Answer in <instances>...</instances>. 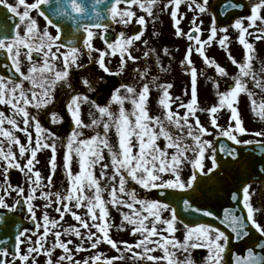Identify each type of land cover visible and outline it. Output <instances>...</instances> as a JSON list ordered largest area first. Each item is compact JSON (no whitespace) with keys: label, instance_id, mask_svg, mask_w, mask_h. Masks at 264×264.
I'll use <instances>...</instances> for the list:
<instances>
[{"label":"snow or ice","instance_id":"obj_1","mask_svg":"<svg viewBox=\"0 0 264 264\" xmlns=\"http://www.w3.org/2000/svg\"><path fill=\"white\" fill-rule=\"evenodd\" d=\"M182 6L194 14L187 31L182 27L187 19ZM244 7L240 0H0V67L10 73L0 75V105L11 113L0 110V264H39L41 256L44 264H196L193 251L197 249L206 250L202 264H264V223L258 218L264 214V179L254 178H264V129L250 132L239 109L245 94L252 114L264 121V62L256 67V49L249 39L264 41V0H251L246 16L233 15ZM157 9L170 16L175 37L189 41L180 61L190 75L187 103L172 96L173 84H161L151 76L150 60L161 72L167 71L159 51L143 39L149 19L153 25L158 19ZM204 15L211 21L206 39ZM219 17L230 22L218 26ZM114 26L122 30L113 33ZM230 29L238 33L242 60L229 51ZM97 38L103 49L95 47ZM214 42L238 71L225 91L214 81L217 102L200 109L198 76L202 72L193 65V53L214 67L217 76H229L206 54ZM138 43L144 46L142 56L133 54ZM162 51L170 55L167 47ZM85 55L87 62H82ZM117 55L119 63L113 71L108 57ZM137 63L141 67H132L134 78L113 85L107 103L92 98L107 87L100 73L130 75L129 64ZM93 65L100 73L91 71ZM153 86L160 90V115H152L149 108ZM58 92L65 98L60 110H56ZM177 102L183 114L173 111ZM86 104L91 106L89 122L83 118ZM225 109L230 114L226 125H221L218 120ZM198 111L208 113L212 130L202 123ZM44 120L60 127L67 123L66 133L58 134ZM246 135L255 139H242ZM249 145L255 147L248 157L235 147ZM45 151L50 153L47 176L37 167L38 154ZM189 165L190 175L184 178ZM61 168L66 186L57 191L54 178ZM221 169L226 175L217 177ZM12 170L22 174L25 184L11 181ZM230 172L243 176V181L231 192L236 207L225 208L220 217L197 203V192L214 177L226 180ZM254 183H259V189L253 188ZM133 184L145 192L156 190L160 198H141ZM258 192L260 207L253 204ZM9 198L13 203H8ZM37 201L44 202L39 215ZM110 207L119 211L118 224L110 218ZM48 209L57 217L50 216ZM18 211L26 213L32 228L19 225ZM68 215L76 224L62 228L61 221ZM201 217L218 220L227 231ZM180 226L182 239L177 236ZM113 227L138 238L117 241L111 235ZM5 236L11 240L10 247ZM49 237L54 238L50 246ZM102 244L119 255L98 251ZM239 244L245 245L243 251H234ZM57 250L61 254L56 255ZM91 250L97 251L76 259L77 253Z\"/></svg>","mask_w":264,"mask_h":264},{"label":"rangeland","instance_id":"obj_2","mask_svg":"<svg viewBox=\"0 0 264 264\" xmlns=\"http://www.w3.org/2000/svg\"><path fill=\"white\" fill-rule=\"evenodd\" d=\"M248 1L251 3V0H248ZM193 15L194 14L189 15V17L193 16ZM205 16L206 15L202 16L201 18L207 19ZM204 22H206V21H204ZM204 24H206V23H204ZM204 28H206V29L209 28V25L206 24V27H204ZM232 30H234V29H232ZM234 32H237V31L234 30ZM206 37H207V34L203 38L206 39ZM232 37H235V36H232ZM249 39H250V42H252L255 45L256 57H257V59H256L257 63L256 64H257V68H259L260 63L264 62V41H256L252 38H249ZM170 40H171V37H168V41H170ZM168 41H166L164 43V45L161 44V45H163L162 48L167 47L169 49V53H170L169 56H164V58L161 59V62L163 64L164 68L167 69V71L164 72V74H162V76L165 77L166 83L173 84V87L169 90L171 92L172 96L173 97L178 96V97H180V101L187 103L189 100L187 97L189 94V88H191V81H190V78H188V73H186L185 69L181 66L180 61L183 59L188 45H186V43L183 42L182 40H178V41L174 40L173 43H170ZM141 44L142 43H138L136 45V48L133 49L134 55L142 56L141 52L137 51L139 45H141ZM206 50H207L206 54L209 55L210 58H214L221 66H223L227 70V72L229 73V76L227 78L217 76L214 67H208L207 65L204 64L202 58H197L195 53H193L192 60L195 63V66H196L198 72H202V74L198 76L200 78L199 83H198V103H199L200 109H207L217 102V95H216L217 90L214 87V81L219 83L221 91H225V90H227V85L229 83H231V77L236 74V71L233 68V64L228 59L227 52L225 50L221 49L220 46H218V43L214 42L211 45V47L207 48ZM242 50H243V47L241 45H239V47L236 48L234 45L229 44V51H231V53L233 54V56L236 57L237 60H241L240 57H243ZM81 60H82V62H86L83 57L81 58ZM24 63L26 65L27 61H25ZM109 66L113 70H116L118 67V64L113 65L110 63ZM25 70H26V67H25ZM158 72H161V71L158 69ZM134 76L130 75L129 78H133ZM155 76H156V74H155ZM210 77H211V79H209ZM160 78L162 81V77H160ZM186 91L188 93L187 95L185 94ZM158 99H159V96L154 101L155 102L154 107L151 105V103H149V108H150L152 115H154V113L156 115L161 114L160 106L157 103ZM64 102H65V98H62V101L59 105L60 108L62 107ZM149 102H150V100H149ZM178 104H179V102H177L176 104H173V106H172L173 111H179L181 114H183L184 109H180L178 107ZM130 106H131L130 103L126 104V107L129 110H131ZM90 107L91 106L87 105V104L82 106V109H84L83 118H84L85 122H89L88 111H89ZM239 109H240L244 124L250 132L259 131L261 129H264V121L259 120L256 116H254L252 114V112L250 110V104H249L248 97L245 94H241L240 102H239ZM0 110L6 111L7 109L5 106L0 105ZM7 114L10 115L11 113L8 112ZM197 114L199 115L202 123H204L206 126L209 127L210 130H212L210 123H209L208 113L206 111H198ZM229 114L230 113L226 109L223 110L220 117H219L218 123H220L221 125H226ZM56 127H57L56 125H53V128H56ZM58 134H64V133H58ZM18 135L20 136V138L24 137L23 133H19ZM208 138L212 139V137H208ZM112 139H113V142H115V134L114 133L112 135ZM242 139H255V137L246 135V136H243ZM21 140H22V142H26V140H23L22 138H21ZM160 143H161V146H163L164 142L162 140L160 141ZM60 151L62 153V149ZM41 154H44V153H41ZM105 155L107 157V153H105ZM39 156H40V154H38V158H39ZM45 158H46V156H45ZM47 159L48 158H46L45 160H47ZM59 159H60V162L62 164V155L59 157ZM207 166H211L210 161L208 162ZM37 167L42 171V174L44 176L48 175V168L46 166V161L43 163H40ZM74 171H78V165H74ZM96 171H97V175H98L99 174V168H97ZM190 172H191V167L189 165L184 170V173H183L184 178H187L190 175ZM60 173H63L62 168H61V170L57 171L56 176L54 178L55 179V185H56L55 190H57V191H63L64 187L66 186V177H64V175L59 176ZM10 179L14 184L19 183V184L23 185V183L20 182V180L21 179L24 180V177L17 170L11 171ZM0 180H2V177H0ZM132 186L137 188L138 192L141 195V198H144V195H146L147 198L153 199V197L151 195L152 192H150V193L145 192L144 190L139 189V186L134 185V184ZM256 189H258V188H256ZM10 199L13 203V199L12 198H10ZM255 200H258L257 204L259 206H261L260 197L259 198H257L256 196L253 197V204H254V206L258 207V205H255ZM43 203L44 202H42V205H43ZM42 211H43V209H42V207H40V213ZM48 211H49L50 216L54 213L53 209H48ZM78 211H79L80 215H84L83 210H78ZM123 211H128V210L123 209ZM164 215L167 216L168 213H164ZM110 218L114 223L118 224L119 220H120L119 211L117 209L110 207ZM258 218H259L261 223H264V214H260L258 216ZM72 221H73V224H76V221H74L73 219H72ZM81 230L83 231V229H81ZM182 232H183V229H182V226H180V231L177 233V236L181 239H182ZM111 234L114 235L113 237L117 238L118 240H121V239L127 240L128 239L129 242H132V240L134 238L135 239L138 238V237H133L130 234V232L127 230L121 232V231H118L115 227H113L111 229ZM63 238L64 239H68V238L75 239L74 237H63ZM49 239L50 240L48 241V245L50 246L53 239L51 237H49ZM105 246H106L107 250L112 253V256L119 255V253H117L114 249L109 248V245H105ZM86 247H87V245H86ZM103 248H104V244H102L98 247V251L102 252ZM96 251L97 250H95V252ZM195 253L200 254L201 258L199 261L196 260ZM59 254H61V253L59 251H57L56 255H59ZM156 254L159 255L160 253L158 252ZM206 254H207L206 250H204V249L194 250L193 251V259L196 261V264H202L203 257Z\"/></svg>","mask_w":264,"mask_h":264},{"label":"water","instance_id":"obj_3","mask_svg":"<svg viewBox=\"0 0 264 264\" xmlns=\"http://www.w3.org/2000/svg\"><path fill=\"white\" fill-rule=\"evenodd\" d=\"M240 3L245 4L244 2H242V0ZM242 10H243V8L238 10L233 15L234 16L235 15L244 16L246 9L243 12H242ZM229 22H230V18L229 19H225L224 17L218 18V25L219 26L226 25ZM4 74L10 75V73H6V69H4L3 67H0V75H4ZM220 141L225 143V144L231 145V142H229L225 139H220ZM217 147H219V144H217ZM235 147H237V146H235ZM254 147L255 146H247V147H243V148L237 147V148L242 151V153L245 157H248L249 154L253 153ZM225 175L226 174H225L223 169H221L217 173V177H222ZM217 177H214L211 181H208L207 183H205L202 186V191L198 190V192H197V203L199 205H203V206L207 207L209 210L213 211L217 216L222 217L223 216V210L225 208H235L236 207V203L231 200V192L237 190L238 186L243 181V176L230 172L227 174L226 180L225 179H218ZM254 178L257 181L264 179V178L258 177V176L254 177ZM155 195H156V197L160 198L159 192H155ZM179 210L180 209H178V211ZM19 215H20V212H19ZM181 215H183V212H181ZM201 219L215 224L217 227L221 228V230L227 231V229H225L224 225H221L218 220H211V218H207V217H201ZM17 222L21 226L19 219L17 220ZM255 236H256V234L253 233V239H255ZM247 243L249 245H251L252 241L250 240ZM244 247H245L244 244L234 245L233 250L242 252Z\"/></svg>","mask_w":264,"mask_h":264},{"label":"flooded vegetation","instance_id":"obj_4","mask_svg":"<svg viewBox=\"0 0 264 264\" xmlns=\"http://www.w3.org/2000/svg\"><path fill=\"white\" fill-rule=\"evenodd\" d=\"M185 10H186V8L185 7H183L182 6V8H181V11L182 12H185ZM156 14H160L161 16H163V17H165L166 15H165V13H160L159 12V10L157 9V13ZM40 24H41V27H43V25H44V21L41 19L40 20ZM165 28H167L168 29V26L163 22V20L161 21V27H159V30L158 31H156V32H158L159 33V35L158 36H155V39L158 41H160L161 39H163V36H164V34H166V29ZM51 31L53 32V33H55V30L54 29H51ZM112 32L113 33H115L114 31H113V29H112ZM147 36L148 37H151V34H147ZM96 42H95V47H97L98 48V38L95 40ZM94 55H97V54H94ZM130 67V68H129ZM129 67H128V71H129V73H130V75L131 76H134L135 74L134 73H132L131 72V67H133L132 66V64H130L129 65ZM137 67H141V64H139ZM91 71L93 72V73H100V70L95 66V68H92L91 69ZM100 74H102V75H105V82H106V84H107V87H105V88H103V89H100L98 92H96L97 93V95H98V100L100 101V102H106L107 100H108V96H109V91L111 90V88L113 87V85H117L118 83H120L121 81H123V82H130L133 78H129V76L130 75H125V76H122L121 78H115V77H109V76H107L106 74H103V73H100ZM46 122H48L47 120H45ZM49 124V123H48ZM50 125V124H49ZM66 128V124L64 125V127H60L59 125H58V129L56 130L57 131V133L58 132H60V133H66L65 131H64V129ZM9 259H10V257H9ZM38 259H39V264H44V257L43 256H41V257H38Z\"/></svg>","mask_w":264,"mask_h":264}]
</instances>
